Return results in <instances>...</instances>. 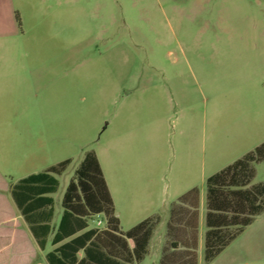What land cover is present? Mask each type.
Segmentation results:
<instances>
[{
	"label": "rangeland",
	"instance_id": "rangeland-1",
	"mask_svg": "<svg viewBox=\"0 0 264 264\" xmlns=\"http://www.w3.org/2000/svg\"><path fill=\"white\" fill-rule=\"evenodd\" d=\"M9 123L22 141L0 145L10 183L72 160L57 216L94 151L124 230L197 188L198 264H264V212L204 260L208 177L264 142V0H0V124L14 137ZM252 167L249 187L264 183V161Z\"/></svg>",
	"mask_w": 264,
	"mask_h": 264
},
{
	"label": "trees",
	"instance_id": "trees-1",
	"mask_svg": "<svg viewBox=\"0 0 264 264\" xmlns=\"http://www.w3.org/2000/svg\"><path fill=\"white\" fill-rule=\"evenodd\" d=\"M262 161L264 142L207 179L206 262L213 261L252 224L255 216L264 212V183L249 187L255 176L252 163ZM70 163L71 160H65L44 172L23 178L10 190L17 209L42 249L53 231L55 199L51 195L58 191V176L67 170ZM198 201L199 190H190L180 198L181 205L174 207L173 215L176 212L181 217L197 219ZM191 202L195 207L192 213L183 207ZM62 208L63 215L53 244L64 243L48 254L50 264H118L115 259L128 260L125 255L127 239L134 240L135 260L141 261L159 222V218H149L127 232L121 231L111 192L94 151L85 155L69 182ZM98 215L105 217L106 228L88 229L90 221ZM193 227L196 229V224ZM231 228L236 230L230 232ZM196 245L195 241L193 249ZM81 251L84 257L79 259ZM188 254L191 255L190 261L196 264L195 252Z\"/></svg>",
	"mask_w": 264,
	"mask_h": 264
},
{
	"label": "crops",
	"instance_id": "crops-1",
	"mask_svg": "<svg viewBox=\"0 0 264 264\" xmlns=\"http://www.w3.org/2000/svg\"><path fill=\"white\" fill-rule=\"evenodd\" d=\"M8 125L9 126L7 127H9L8 128L9 130H14L13 132L14 137H9L7 129L5 127L2 128L3 125L0 124V145L1 146H3L4 144L9 145L10 150L14 152V155H15V153L20 150V146H22V141L20 138V134H19V137L18 136L16 137V134H17L16 129H18L16 127V124L9 123ZM27 145L29 147L31 145V142H28ZM27 153L29 155L31 154L30 149L28 150ZM27 153H26V157H27ZM65 160H71V159H64L60 161L59 163ZM99 162H100V159H99ZM100 165H101V162H100ZM51 166H54V165H50L46 167L41 172L46 171ZM41 172L29 173L28 175H26V177L34 175V174H38ZM8 176H10V169L6 170L5 168L0 167V264H50L48 257H47L48 254L54 251L55 249H57L61 244L64 243L62 242L59 244H53V238L56 233L57 226L63 215V208H62V211L57 216L56 200H55V213H54V217L52 220L53 231L47 238V243H46L45 248L42 249L39 246L36 238L34 237L28 222L25 220V218L21 215V213L17 209L11 197V193H10L11 187L15 183H17L19 180L26 178V177L19 179L15 183H10L7 179ZM192 189H195V188H192ZM109 190L111 192V195L114 201L115 214L119 218L120 229L122 232L129 231L133 227L137 226L138 224H140L141 222L149 218H159V222L149 241V244L147 247V253L144 256V258L141 261L135 260V253H134L135 242L133 239H127L128 249L125 250V255L126 257H128V260L115 259L117 260L118 264L119 263L120 264H193L190 261L191 255L188 254V252H191V251L195 252L196 264H198L197 250L199 247L200 227H201V220H202V215H201V210H200V205H199L200 204V191H199V201H198V209H197L198 211L197 219L196 218L194 219L190 216L181 217V215H178V213L176 212L173 215L174 207L177 205H181L180 198L186 193H188L190 191L189 190L188 192L183 194L181 197H179L177 202H173L171 204L169 208L168 218H165L164 216H162L159 213V211L151 213V214L149 213L143 216V218L140 219V221L131 225L129 229L124 230L122 227V218L118 213L116 201H115V198L112 194L110 187H109ZM54 194L51 195L53 198H54L53 196ZM61 207H62V201H61ZM183 207L188 209L190 213H192L195 209L192 202L184 204ZM206 207H207V201H206ZM206 215H207V210H206ZM206 215H205V224H206ZM98 216H102L103 220H98V221H102V224L100 226H98L97 224L96 227L99 229L106 228L105 217L103 215H98ZM164 220L166 223L165 226L167 229V233L162 235L158 231L160 228L164 227L161 225L164 223ZM195 224L197 226L196 229H194L193 227ZM91 228H95V227H90V223H89L88 229H91ZM207 230L208 228L204 232V260H205V238H206L205 236H206ZM158 239H160V242L158 244H155ZM164 240H166V244L163 242ZM195 241L197 245H196V249H193V244ZM78 256H79V259H82L84 257V252L81 251ZM110 264H116V263H110Z\"/></svg>",
	"mask_w": 264,
	"mask_h": 264
},
{
	"label": "built area",
	"instance_id": "built-area-1",
	"mask_svg": "<svg viewBox=\"0 0 264 264\" xmlns=\"http://www.w3.org/2000/svg\"><path fill=\"white\" fill-rule=\"evenodd\" d=\"M97 224L98 226H100L102 224V221H98Z\"/></svg>",
	"mask_w": 264,
	"mask_h": 264
}]
</instances>
